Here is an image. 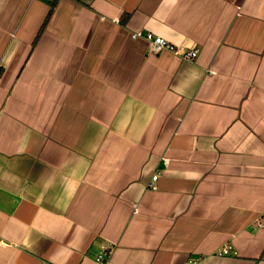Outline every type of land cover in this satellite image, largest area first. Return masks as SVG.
<instances>
[{
	"label": "crops",
	"instance_id": "crops-1",
	"mask_svg": "<svg viewBox=\"0 0 264 264\" xmlns=\"http://www.w3.org/2000/svg\"><path fill=\"white\" fill-rule=\"evenodd\" d=\"M262 215L264 0H0V264H264Z\"/></svg>",
	"mask_w": 264,
	"mask_h": 264
},
{
	"label": "built area",
	"instance_id": "built-area-1",
	"mask_svg": "<svg viewBox=\"0 0 264 264\" xmlns=\"http://www.w3.org/2000/svg\"><path fill=\"white\" fill-rule=\"evenodd\" d=\"M133 38H143L147 40L150 44L151 49L154 52H159L161 50L167 49L177 54H180L183 57L189 58L193 60L198 54V48L187 52H181L174 44L169 42L163 36H159L153 34L151 32L144 33L142 31H134L132 33ZM159 177V173H156L152 177V181L149 183V186L152 188H156L155 180ZM254 228H264V215L257 218L254 222ZM113 246L111 244L101 245L100 251L96 256V260L101 264H113L111 254H112ZM219 255H235L237 251L233 248L231 244L224 245L221 250L218 252Z\"/></svg>",
	"mask_w": 264,
	"mask_h": 264
}]
</instances>
